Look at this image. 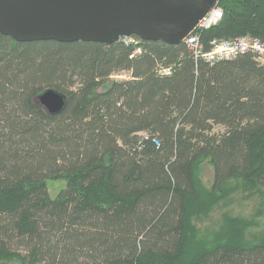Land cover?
I'll list each match as a JSON object with an SVG mask.
<instances>
[{
    "label": "trees",
    "instance_id": "1",
    "mask_svg": "<svg viewBox=\"0 0 264 264\" xmlns=\"http://www.w3.org/2000/svg\"><path fill=\"white\" fill-rule=\"evenodd\" d=\"M219 5L222 20L201 32L206 49L213 39L264 42V0ZM134 37L17 42L0 32V255L22 264H171L195 201L199 215L231 179L264 185V63L245 53L210 64L185 42ZM123 71L127 79L111 80ZM48 88L68 96L61 114L36 102ZM204 159L215 172L210 190L197 172ZM52 178L66 183L55 197ZM238 238L228 227L185 264H264V240Z\"/></svg>",
    "mask_w": 264,
    "mask_h": 264
},
{
    "label": "water",
    "instance_id": "2",
    "mask_svg": "<svg viewBox=\"0 0 264 264\" xmlns=\"http://www.w3.org/2000/svg\"><path fill=\"white\" fill-rule=\"evenodd\" d=\"M220 0H0V32L17 42L112 44L122 36L181 44ZM49 115L69 98L55 88L35 98Z\"/></svg>",
    "mask_w": 264,
    "mask_h": 264
},
{
    "label": "rangeland",
    "instance_id": "3",
    "mask_svg": "<svg viewBox=\"0 0 264 264\" xmlns=\"http://www.w3.org/2000/svg\"><path fill=\"white\" fill-rule=\"evenodd\" d=\"M129 76V72L123 71L111 76V80L127 79ZM222 130L220 126L215 127V131ZM197 170L202 186L210 190L214 183L215 172L209 159H204ZM47 186L52 197H55L64 189L66 183L62 178H52L47 181ZM25 188L22 187L19 192H24ZM225 189V197L206 213L196 215L200 201L193 202L183 253L171 260V264H185L197 245L215 244L217 237L228 227H235L239 242L254 243L264 240V185L251 186L245 178L240 177L229 180ZM5 194V198L11 202L14 201L8 193ZM1 201L8 200L1 199ZM230 218H236L239 221L230 223ZM192 236H196V239ZM197 239L198 242H195ZM0 264H22V260L19 256L0 255Z\"/></svg>",
    "mask_w": 264,
    "mask_h": 264
},
{
    "label": "built area",
    "instance_id": "4",
    "mask_svg": "<svg viewBox=\"0 0 264 264\" xmlns=\"http://www.w3.org/2000/svg\"><path fill=\"white\" fill-rule=\"evenodd\" d=\"M223 18V8L217 4L203 18L198 26L187 36L185 43L197 59L215 64L219 61L236 57L240 54L252 53L256 58L264 63V42L252 36H241L233 39H213L209 49L201 41V32L220 23ZM127 43L137 44L134 35L122 36ZM141 49H138L140 52ZM170 68L161 70L163 73H170Z\"/></svg>",
    "mask_w": 264,
    "mask_h": 264
}]
</instances>
